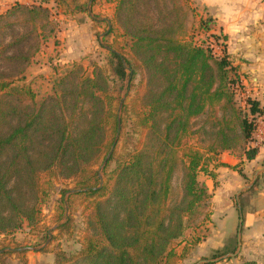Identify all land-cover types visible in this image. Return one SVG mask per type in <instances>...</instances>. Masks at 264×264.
Instances as JSON below:
<instances>
[{"label": "trees", "instance_id": "1", "mask_svg": "<svg viewBox=\"0 0 264 264\" xmlns=\"http://www.w3.org/2000/svg\"><path fill=\"white\" fill-rule=\"evenodd\" d=\"M107 1L114 3V21L126 43L118 51L106 47L105 65L94 66L90 74L73 65L40 101L21 69L0 70V233L23 222L38 223L40 197L53 189V177L66 176L77 191L64 197L68 190H62L59 207L63 212L77 196L94 197L86 215L91 233L76 252H57L52 264H176L188 244L201 238L191 234L198 226L192 224L194 215L210 197L198 173L214 178L206 154L241 148L247 160L253 159L257 147L247 144L254 140L264 106L249 98L242 105L235 91L236 86L241 90L238 66L224 42L215 52L217 43L209 38L218 37L210 16L192 23L188 0ZM79 8L88 11L85 5ZM16 12L29 26L47 18L41 5L14 0L0 19ZM27 38L20 35L3 48L21 49ZM133 88L138 106L127 120L122 91ZM118 123L119 138L109 153ZM193 136L195 145L188 144ZM182 146L187 148L179 150ZM103 162V184L97 188L100 176L93 165ZM177 169L181 197L174 204L171 181ZM64 219L58 229L70 224L69 215ZM2 255L0 264H5Z\"/></svg>", "mask_w": 264, "mask_h": 264}, {"label": "rangeland", "instance_id": "2", "mask_svg": "<svg viewBox=\"0 0 264 264\" xmlns=\"http://www.w3.org/2000/svg\"><path fill=\"white\" fill-rule=\"evenodd\" d=\"M63 1V3H59L56 0H49L48 3H40V0H19V3L23 5H41V7L47 9V18L35 22L34 26L21 23L22 16L19 12L13 15H3L0 19V52H2L0 55H23L28 58L26 60L17 59L14 62L3 61L2 57H0V70L1 72H9L18 68L21 69L26 79L25 83L31 87L36 101H40L50 95L54 82L72 69L73 65H82L85 68V73L90 74L94 66L106 64L108 59L106 47L110 45L118 51L126 43L119 37L120 32L114 21V3H110L107 0ZM188 2L191 3L190 5L194 12L191 18L192 23L197 24L200 18L209 17L203 6L200 5L199 0H188ZM12 4V0H0V16ZM79 5H85L88 11L80 10ZM210 17L214 21L213 24L216 25V19L213 16ZM42 25H44L43 28H41ZM111 29L113 30L110 32ZM211 31L217 35L218 40L216 41L214 38H209V40L212 43H217L214 46V50L219 54L220 44L224 42L222 34L216 26H213ZM39 33H41L40 36H37ZM28 34L30 38L26 39L21 49L20 45L14 48H3V45L15 40L20 35L25 36ZM137 83L138 77L134 80V84L137 85ZM127 92L128 90L125 89L122 91V98L126 105V113L124 112L123 117L130 120L133 118L132 107L136 108L138 102L136 101L137 95L134 88L129 93ZM140 92L141 90H139ZM117 113L120 115L119 109ZM200 121L202 120L194 123L192 131L197 130L200 126ZM204 129L208 130V132L211 131L207 126ZM201 131L203 129L199 132ZM196 139L197 137L193 136L187 142L195 145ZM204 139L205 137L202 136L201 140L203 141ZM186 148V146H182L179 150ZM206 155L209 158L208 169L214 173V178L203 172H199L197 178L200 182L207 185L211 197H209L206 207H202L200 213L194 215L192 224L195 226L198 224V226L195 228L194 234H191V238L198 236L201 238L194 245L192 243L188 244V251L185 257L178 259L176 264H195L197 261L199 264L234 263L232 258H230V261H213L215 257L221 256L220 253L231 251L232 253H229L228 257L235 256L233 255L236 247L234 246L235 238L232 235L230 236V234L228 236V233L231 232L236 221L234 220L235 217L230 215L225 219V217L221 218L215 213L216 217L212 220L209 215L205 217L204 214L206 211L211 212L214 208H219L226 202L236 205L238 201L235 195H232L229 199L225 196L220 197L221 188L230 180L228 175L230 172H214L218 168L216 163L217 155L210 153ZM103 164L104 162L93 165V169L99 171L102 184L103 176L101 170ZM244 164L241 162L237 165L239 167L235 166L238 172L242 170ZM112 166L113 164L110 165V168ZM235 171L237 172V170ZM181 175V170L177 169L171 181L174 190V204L181 197ZM74 182L72 178H67L66 176L53 177V189L48 192L47 197H40L38 223L31 226L23 222L20 228L12 232L0 233V254H3L2 259L5 264H52L54 255L57 252L74 253L80 248L83 239L91 233L86 225V215L92 209L94 197L86 199L83 196H77L71 201L70 207H66V205L62 212L59 207L60 198L63 197L61 196V191L68 190L64 197L76 192L77 189H74ZM242 194L241 197L238 195V200L248 199L249 191L244 190ZM222 198L225 200L223 201ZM30 203L31 200H28V204ZM2 213L6 214V212ZM62 213V219L58 222L55 221L56 217ZM67 215L71 217L70 224L65 228L58 229V225L65 220L64 217ZM180 250L181 247H178V252Z\"/></svg>", "mask_w": 264, "mask_h": 264}, {"label": "crops", "instance_id": "3", "mask_svg": "<svg viewBox=\"0 0 264 264\" xmlns=\"http://www.w3.org/2000/svg\"><path fill=\"white\" fill-rule=\"evenodd\" d=\"M199 3L209 16L216 19L214 26L226 38L225 51L234 65L238 66L243 94L239 99L242 105L249 98L264 106V0H199ZM256 121L257 130L253 133L255 142L253 140L247 144L257 147L253 159L247 160L241 148L217 155L218 168L214 172H230V180L221 188L220 197L229 199L235 195L238 202L236 205L226 202L208 211L212 220L217 213L225 219L229 215L233 216L236 221L228 233V236L230 234L235 238V256L228 257L231 251L220 253L221 256L213 260L215 262L230 261L232 258V264H264V117ZM241 162L245 164L238 172L237 165ZM244 190L249 191L248 199L238 200ZM195 264H199L198 261Z\"/></svg>", "mask_w": 264, "mask_h": 264}, {"label": "water", "instance_id": "4", "mask_svg": "<svg viewBox=\"0 0 264 264\" xmlns=\"http://www.w3.org/2000/svg\"><path fill=\"white\" fill-rule=\"evenodd\" d=\"M108 23H109V22H108ZM119 107H120V105H119ZM118 121H119V120H118ZM119 132H120V124L118 123L117 131H116V134H115V137H114L113 143H112V145H111V147H110V151H109V153L113 150V148H114V146H115V144H116V141H117L118 136H119ZM101 184H102V179L100 178L99 186H98L97 188H99V187L101 186Z\"/></svg>", "mask_w": 264, "mask_h": 264}, {"label": "built area", "instance_id": "5", "mask_svg": "<svg viewBox=\"0 0 264 264\" xmlns=\"http://www.w3.org/2000/svg\"><path fill=\"white\" fill-rule=\"evenodd\" d=\"M235 91H236V93L238 94V96H239V98L241 97V96H243V94H242V92H241V90H240V88L238 87V86H236L235 87ZM244 99V98H243ZM257 130V121H256V128H255V131ZM254 131V132H255ZM254 142H255V139H254Z\"/></svg>", "mask_w": 264, "mask_h": 264}]
</instances>
